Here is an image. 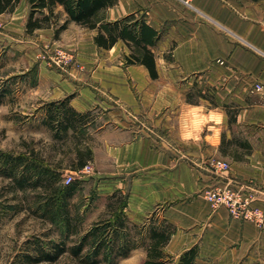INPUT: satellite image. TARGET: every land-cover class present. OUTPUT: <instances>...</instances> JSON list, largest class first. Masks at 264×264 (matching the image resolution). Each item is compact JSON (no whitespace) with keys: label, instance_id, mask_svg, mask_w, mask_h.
<instances>
[{"label":"crops","instance_id":"1","mask_svg":"<svg viewBox=\"0 0 264 264\" xmlns=\"http://www.w3.org/2000/svg\"><path fill=\"white\" fill-rule=\"evenodd\" d=\"M189 3L110 0L96 12L97 26L124 19L126 30L108 49L94 42L101 27L70 22L58 38L53 28L34 31L33 108L70 96L69 107L90 112L73 131L90 137V156L77 170L90 161L99 196L121 193L131 224L153 211L165 218L174 227L165 251L175 260L196 245L195 264H264V224L213 210L202 193L228 182L264 211V94L251 91L255 81L264 85V0ZM56 8L62 22L66 14ZM14 9L0 19L28 35L27 0ZM140 44L153 54L155 79L144 64L125 63L131 53L140 56ZM54 50L73 62L53 67L43 56ZM228 110L235 111L231 122ZM227 146L231 154L222 152ZM215 157L230 163L221 177L206 165Z\"/></svg>","mask_w":264,"mask_h":264},{"label":"rangeland","instance_id":"2","mask_svg":"<svg viewBox=\"0 0 264 264\" xmlns=\"http://www.w3.org/2000/svg\"><path fill=\"white\" fill-rule=\"evenodd\" d=\"M6 25V21L0 19V152L23 155L28 163L38 169L45 166L57 177L52 184H43L40 180L35 182L31 176L27 183L20 185L15 179L22 176L20 170L23 169H17L12 176L7 175L0 159V264H84L69 250L51 262L30 263L25 257L26 254H35L33 244L36 239L43 243L49 240L58 243L62 239L67 249L74 246L92 225L110 217L111 209L107 204L111 201L110 196L104 199L99 196L98 178L93 173L84 174L77 170L78 157L86 159L89 135L80 132L75 135L69 130L66 137H55L43 123L45 104L49 102L33 108L37 100L30 92V85L35 82L34 72L39 68L37 62L40 59L35 61L31 50L39 46L40 39L35 34H24L20 28L9 31ZM43 58L51 65L54 62L53 67L73 62L72 57L64 56L58 50ZM14 72H22V75L5 77ZM232 151L228 146L222 148L223 153L231 154ZM68 174L73 177L71 183L75 188L67 197L66 208L77 232L64 235L44 210L46 202L53 196V188L66 186L63 178ZM129 234L139 239L130 225ZM86 252L87 248L81 256ZM145 257V249L136 247L127 257H119L117 263L141 264Z\"/></svg>","mask_w":264,"mask_h":264},{"label":"trees","instance_id":"3","mask_svg":"<svg viewBox=\"0 0 264 264\" xmlns=\"http://www.w3.org/2000/svg\"><path fill=\"white\" fill-rule=\"evenodd\" d=\"M19 1L0 0V14L13 12ZM27 2L29 9L25 21L27 34H33L39 28H53V36L58 38V34L67 28L70 22H74L90 29L96 27L105 29V32L99 29L94 37V42L98 47L108 49L118 38H125L124 19L103 26H97V21H95L96 12L106 8L110 4V0H27ZM57 6L63 7L66 14V18L62 22H59L60 12L57 11ZM140 48H142L140 56L131 53L126 56L125 63L144 64L151 78L155 79L157 76L153 54L143 44H140ZM69 99L70 96L45 104L46 115L43 118V123L54 132L55 137H64L69 130L74 131L89 120L90 112L75 111L68 106ZM227 114L230 116V122L233 121L235 111L228 110ZM86 152L88 158L90 154L88 150ZM78 153L81 154L80 150ZM24 157L20 154L12 156L0 152V159L7 175L12 176L17 169H23L20 170L22 176L15 179L20 185L27 183L31 176L34 177L35 182L40 180L43 184L45 182L52 184L56 180L57 175L51 169L45 166L38 169L36 165L25 161ZM81 160H83L82 157H78V166H82ZM25 172L26 174H23ZM74 188V183L63 188H53V196L45 204L44 214L49 215L51 221L61 229L64 235L77 232L73 219L69 216L66 208L67 197L72 194ZM109 199L111 202L107 206L111 209L110 217L103 220L102 223L92 225L81 236L77 244L67 249L62 239L58 243L52 240L43 243L36 239V243L33 244L35 254L33 256L26 254L25 257L30 263L51 262L69 250L74 258L80 257V261L84 264H118L119 257L125 258L132 249L142 247L146 251V257L141 264H195L194 259L198 254L196 245L181 252L176 260L165 251V245L174 233V227L165 218L159 216L157 211L148 214L142 223L131 224L123 210L125 207L123 195L116 192L110 195ZM129 225L135 229V234L139 239L131 237ZM85 248H87V252L81 256Z\"/></svg>","mask_w":264,"mask_h":264},{"label":"built area","instance_id":"4","mask_svg":"<svg viewBox=\"0 0 264 264\" xmlns=\"http://www.w3.org/2000/svg\"><path fill=\"white\" fill-rule=\"evenodd\" d=\"M179 1L190 5L189 0ZM65 62H67V60H65ZM251 87V91L261 92L264 94V85L262 83L255 81ZM206 165L212 174L220 177L230 169L229 161L218 157L209 158L206 162ZM92 169L93 164H91V162H87L86 165L78 171L87 174L91 172ZM63 179L66 185L73 181L71 174L65 175ZM202 193L205 200L209 203L211 209L217 210V208L222 207L225 208L229 216H232L233 218L239 219L241 221H252L259 227L264 224V211L261 208L259 209L253 206V198L250 194L244 192L240 188L235 187L233 184L216 181L204 186L202 188Z\"/></svg>","mask_w":264,"mask_h":264},{"label":"clouds","instance_id":"5","mask_svg":"<svg viewBox=\"0 0 264 264\" xmlns=\"http://www.w3.org/2000/svg\"><path fill=\"white\" fill-rule=\"evenodd\" d=\"M209 118H211V119H216L217 122H219V117H218V116H210Z\"/></svg>","mask_w":264,"mask_h":264}]
</instances>
